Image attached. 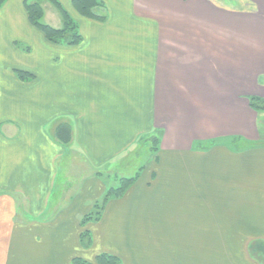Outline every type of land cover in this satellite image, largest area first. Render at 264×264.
Returning <instances> with one entry per match:
<instances>
[{"label": "crops", "instance_id": "0c3cea01", "mask_svg": "<svg viewBox=\"0 0 264 264\" xmlns=\"http://www.w3.org/2000/svg\"><path fill=\"white\" fill-rule=\"evenodd\" d=\"M57 1L62 7L72 5V0ZM195 1L97 0L107 6L108 20L99 24L86 18L91 41L85 49L95 57L88 56L85 63L65 60L64 54L71 46H51L52 53L57 50L62 54L63 60L57 61L34 57L32 45L28 51L14 45L18 39L29 43V34L34 42V29L29 28L18 39L14 32L18 19L27 21L20 6L22 12L14 14L17 19H11L12 27L3 24L0 28V89H5L3 93L0 91V188L7 187L8 182L34 181V194H28L25 190L28 186L24 184L17 193L28 197L26 206L16 205L13 195H0V264H4L7 256L11 264H72L74 258L95 264L98 253L106 248L116 251L114 246L124 243L121 229L133 227L134 222L140 230L146 227L148 222L144 219L135 220L129 198L143 202L148 207L146 212L156 213L152 228H165L178 242L180 237L190 242L191 229L200 226L199 214L206 215L202 228L236 229L224 217H215L209 224L214 204L211 197L215 196L222 198V202L231 197L240 202L237 212L244 219L241 229L245 232L243 235L232 232L234 236H255L256 233L247 230L264 229V109L255 110L248 105L251 96L264 101V0L253 1L256 10L253 14L242 6L248 0H238L240 9L243 8L237 13L238 38L227 46L238 60L237 79L233 81L229 76L224 80L237 90L232 92L239 102L236 109L231 110L225 104L216 114L212 102L225 101V93L204 89L199 85L203 83L196 79L194 88L193 84L190 86L191 92H183L182 79L176 72L183 62L170 60L168 71L163 60L158 73L153 72L155 80L158 78L161 83L154 94L158 109L154 108L153 114L160 119L172 114L174 121L164 123L160 129L159 152L171 147L182 148L185 154L164 160L160 156L144 163L136 158L134 142L128 138L135 132V112L132 115L129 109L142 114L143 125L145 116L150 115L147 113L150 91L143 87L138 93L136 84L147 81L146 85H151V63L136 62L133 54L151 52L154 46L151 39L156 37L160 53L161 50L167 53L168 47L175 52L172 45L168 46V37L177 35V22L198 20L199 7L194 6ZM22 2L19 0L20 5ZM204 5L215 12L213 3L207 1ZM222 5L228 8L229 4ZM228 10L231 12V8ZM230 14L226 17H231ZM0 15L8 22L13 13L6 4ZM224 52L220 50L218 57L222 58ZM14 67L30 70L34 80H17L11 70ZM86 92L88 98L81 103ZM218 95L221 97L216 98ZM188 97L196 100L198 116H194L195 121L184 123L178 102ZM199 121L210 127L209 132L198 134ZM62 123L71 130L67 143L55 137V129ZM215 124L221 126L217 133ZM165 141L168 144L163 146ZM184 157L189 159L186 162L191 161L190 166L186 164V171ZM171 159L173 162L166 163ZM168 166L173 167V175L166 177L164 171ZM121 178L134 180L121 197L106 204L98 220L84 223L81 216L94 209L88 191L96 200L110 188H117ZM200 196L206 199L200 201ZM21 213H29L32 218L23 219ZM83 228L92 235L87 250L81 247ZM135 238L146 244L142 232ZM23 241L33 246L31 256H25ZM116 257L121 264L132 259V256Z\"/></svg>", "mask_w": 264, "mask_h": 264}, {"label": "rangeland", "instance_id": "374dc122", "mask_svg": "<svg viewBox=\"0 0 264 264\" xmlns=\"http://www.w3.org/2000/svg\"><path fill=\"white\" fill-rule=\"evenodd\" d=\"M14 1L15 0H5V2L0 5V13L6 6V4L13 13L8 22H4L2 20L4 19L3 15H0V28L3 27V24L7 25L8 28H11L14 24V22H12L11 20L13 17L15 18L14 14L23 11V15L25 19H27V21L24 19L17 20L18 23L16 22V24H18V26L14 29L15 34H17V39L22 38L20 35L24 32H29V28L34 29V38H32L34 42H32L31 40L32 35L29 34V43L22 42L19 39L15 40L14 45H16L18 48L24 51H28L31 47L30 45H32L33 47L31 48L34 50V57L39 56L41 60H46L49 58L50 60H63V58L61 57L62 54L58 53L57 50H55L54 53L51 52V46L60 45L72 47L71 49H69L70 51H67L64 54L65 60H69L70 62L80 61L82 63H85L89 61L88 56H94V53H87L85 49L86 46H90L91 41V37L87 35L86 27L90 26L88 20L99 24L106 23V21L108 20V9L106 5L97 4L91 7L89 10L90 14L80 12L73 5L64 7L60 6L70 19V27L67 28L66 31L62 33V35L59 34V37H57L62 38V40L60 39L57 40L58 42H54L48 40L42 31H40L30 23L27 12L24 8V2H22V4L20 5L19 0L15 1V3L17 2V4H15ZM207 1L215 5L214 13L206 9L207 7L204 5V3L206 4ZM253 1L254 0H248L246 6L242 5L244 9L247 10V12H250L249 14H253L254 12H256V10L254 9L255 7ZM225 3L229 4L227 6L228 8H231V12H229L230 9L228 10V8H225L222 5ZM38 5L42 14L41 18L38 20L41 25L48 26L54 30H62L64 28L62 15L53 4H51L48 0H40ZM19 6L22 11L19 9ZM194 6L199 7L198 13L196 14L198 20L194 19L192 21L190 20L177 22L179 25V31L177 35L168 37V46L172 45L173 47H171V49L175 50V52H171L168 47L167 53L162 52V50L160 53L158 47V39L156 37L151 39L153 41L152 44L154 45L151 52H136L133 54L136 62H147L149 60L151 63V85H146L147 81L145 80V84H136V92L140 93L141 91L139 92V89L141 90L143 87H145L146 89L148 88V91H150V98L148 101L150 110L147 111V113L150 112V115L147 114V116H145V123L143 125V118L141 116L142 114L139 115V112L134 111V109L133 111H131L130 109L128 111L132 115L135 112L133 117L135 123V132L132 136L131 134H129L128 138L130 139V142H134L135 149L133 150V152L136 155V158L140 159L141 162L144 161V163H146L148 159L153 160V158H158L160 156L161 160H164V157L176 156L181 158L185 154L184 149H169L171 147L163 149L159 152L161 137L160 135H162L160 129L162 128L164 123L165 125H169L172 121H174V117H172V114L169 118L163 119H160L157 114H155V116L153 114L154 108L158 109V102L153 100L154 94L158 93V89L161 86L159 79L157 78L155 80L153 72L156 71L158 73V67L161 66L159 65L161 61L164 60L166 66L172 64L170 60L177 59V61L181 60L183 62V64L179 65L176 70V72L180 74L178 76L180 79H182L183 82V92H188V90L192 88L190 87L192 86L191 84H193L194 88V82L196 80H199L203 83L199 85L204 89L210 88L211 91V88H214L215 93L224 92L225 98H227L224 99L225 101L216 100L212 102L216 109V114H219L220 108H223L221 106L225 104H228V108L233 110L236 109L235 107L239 103L237 100H234L235 96H233L232 93L235 91L237 92V90H233L232 85L227 84L224 80L226 78H229L230 76V78H234V81L237 76V57H233L232 51H229L227 49V46L229 48V45L232 44L233 39L238 38L237 30L239 29L240 22L237 13L238 11H242L241 9L243 8L241 6L240 9L238 0H196L194 2ZM200 7H202L203 9H200ZM228 13H231V17L227 18L226 15H228ZM243 28L245 27L243 26ZM192 32L193 34H191ZM35 34H37V36H35ZM196 49L199 50L195 52L194 50ZM220 50L226 51L224 52V54H222V58H220V55L218 57V53L220 52ZM215 55L216 57L215 59H213ZM174 67L175 65L173 64V70ZM167 69L168 71L170 70L168 66ZM11 70L15 75V78H17V80L21 82H29L31 80H34V74L31 73L28 69L22 67H14ZM136 76L140 77V75ZM227 85L229 86L225 87ZM0 87H2V85ZM0 91L1 93H3L5 91L4 87L3 89H0ZM189 92H191V90H189ZM226 93L230 94L227 96ZM185 96L186 95H183V97ZM137 97L138 96H135L134 99L136 100ZM194 97L192 98L190 96V98L192 99H194ZM218 97L221 96L218 95L216 98ZM252 97L255 96L248 97V100H250ZM87 98L88 92L83 94L81 103H83ZM190 98H183L180 102H178L181 104V112H183L181 119L184 123H191V121H195L193 120L195 118L194 116H198V113L195 112L197 111L195 108V106L197 105L196 100H191ZM135 104L138 106L137 102H135L134 105ZM206 108L208 107L206 106ZM199 113L205 115L200 111ZM197 125L199 126V135H204L209 132L208 130H210V127L207 126L206 123H203L201 121L197 122ZM200 125H203V128H201ZM220 128L221 126H217V124H215L214 133H217V130H219ZM8 135L11 134L8 133ZM167 144L168 142L165 141L163 146H166ZM178 153L182 155H179ZM186 159L189 160L187 157H184L185 162ZM171 162H173V159L166 160V163ZM190 163L191 161H187L183 165L184 171H186L187 165L190 166ZM171 175H173V167L168 166L164 171V176L167 177ZM113 180V183H115L117 177H114ZM120 180L121 179L117 181L118 185H120ZM23 184L28 186L25 188L28 194H34V181L33 184H31V182L21 181L8 182L7 187L1 186L0 195L3 193L13 195L14 199L17 200L16 205H20L23 203L22 205L26 206L29 202L28 197L25 198L22 194L17 195L19 190L22 189ZM0 185H2V182H0ZM203 187V189L206 188L205 185ZM123 194L124 192L119 197H121ZM87 195L90 199H92L90 204H92L94 210L87 213L86 215L81 216V220L84 223L88 221L85 216L89 215L90 213V216H92L91 219H99L100 215H96L95 207L98 208V206L102 205V208H104L111 199L119 198L113 197V195L107 196L106 193H104L102 197L95 200L93 199L94 196L89 191ZM29 198L30 200H34V197ZM129 199L130 208L135 212V220H141V218L144 219L146 222H148L146 227H142V229L140 230L138 229L137 223L135 225L134 222L133 227L121 229L123 240L125 238L124 243L118 246H114V249H117L116 251H112V248H106L107 250L104 249L103 252L98 253L96 256H111L117 259V264L121 263L116 256H132V259L128 260L127 264H264V229H261V227H257V229L253 228L247 230V233H256L254 234L255 236L237 238L233 234L235 233L243 235L242 233L245 232L244 229H241L244 219H242L241 215L237 212L238 208L240 209V202L238 201L237 197L227 198V201L224 200L223 202L222 198L219 200V197L217 196H215V198L211 197V200L214 203L212 210L213 213L211 212L212 208L209 212V214L213 215L212 220H210L211 215H209V224L211 223V221H214L215 217H219L220 219L224 217L225 222L229 223L232 228L236 229L224 230L218 228H202L201 226L203 223H205L206 215L205 213L199 214V229H191L192 238L190 237V239H188L190 240L189 243L184 242L182 237H180L179 242L176 241L177 237L175 235H168L165 228H152L156 213L146 212L148 207L145 206L143 202H137V200L133 198ZM199 199L200 201H203L206 198L200 196ZM143 209L144 212H142ZM140 211L142 213H140ZM28 214L29 213H21L20 216L23 219H28L31 217V214L29 216ZM132 220H134L133 216ZM215 221H217V219H215ZM253 222L255 221L253 220ZM84 227H86V225H84ZM86 230V228H83L82 233L86 232ZM162 230H164L165 234ZM168 231L170 232L171 230ZM141 232L143 233V240L146 241V244H140L142 240L135 238V235H138ZM154 232L157 234L155 235ZM172 232L174 233V230H172ZM88 236L90 245V237H92L91 232H88ZM207 241H212L213 243L208 244ZM81 243L82 248L86 250L89 248L86 240L81 241ZM22 246H24L22 248H24V251L26 253L25 256H31V254H33V246L29 247V244H27L26 241H23ZM4 264H11L10 257L7 256L5 258Z\"/></svg>", "mask_w": 264, "mask_h": 264}, {"label": "trees", "instance_id": "16d2710c", "mask_svg": "<svg viewBox=\"0 0 264 264\" xmlns=\"http://www.w3.org/2000/svg\"><path fill=\"white\" fill-rule=\"evenodd\" d=\"M40 0H24V8L27 12L28 19L30 23L38 28L40 31L44 33L46 38L48 40L58 42L57 40H62V38H57L59 37V34L62 35L63 32L66 31L67 28L70 26V19L67 16V14L64 12V10L60 7V3L57 0H48L51 4H53L60 14L62 15V19L64 21V28L62 30H54L48 26H43L41 25L38 20L41 18V10L38 5ZM5 2V0H0V5H2ZM31 3V4H30ZM98 2L97 0H72V5L75 6L80 12L85 13V14H90L89 10L91 7L97 5ZM66 40V39H65ZM21 75V74H20ZM249 106L252 109H264V101L260 100L257 97H252L249 100ZM55 137L58 139V141L62 143H67L70 140L71 137V130L70 127L67 124H58L56 129H55ZM133 178H121L120 180V185L117 188H110L107 192V196H112L113 197H119L125 189L132 183ZM105 195V196H106ZM105 200V199H104ZM94 210V209H93ZM103 208L102 205L95 207V213L96 215H101ZM91 213L87 216H85L88 220H93L91 219L92 216H90ZM97 220L94 218V221ZM86 240L88 245H89V236L88 232H84L81 234V241ZM72 263L74 264H91L88 262H84L80 260L79 258H74L72 260ZM95 264H117V259L113 258L111 256H96L95 258Z\"/></svg>", "mask_w": 264, "mask_h": 264}]
</instances>
